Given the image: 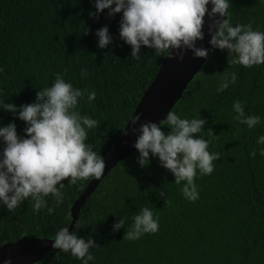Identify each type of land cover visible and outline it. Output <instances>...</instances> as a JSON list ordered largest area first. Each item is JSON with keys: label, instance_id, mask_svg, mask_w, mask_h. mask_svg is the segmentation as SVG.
Wrapping results in <instances>:
<instances>
[{"label": "trees", "instance_id": "1", "mask_svg": "<svg viewBox=\"0 0 264 264\" xmlns=\"http://www.w3.org/2000/svg\"><path fill=\"white\" fill-rule=\"evenodd\" d=\"M90 11L95 12L94 0H0V105L33 102L39 89L51 86L61 73L74 87L96 93L78 110L97 120L86 143L105 159L165 57L142 46L140 60L132 59L131 46L119 38L121 13L110 17L105 9L96 18ZM228 19L233 26L251 22L254 30L264 32V3L232 0ZM104 25L112 43L101 49L95 31ZM81 69L88 73L83 79ZM232 72L235 83L218 92L221 78ZM235 101L261 122L253 129L240 124L234 119ZM171 111L205 119L202 135L211 141L208 150L220 156L213 161V173L194 178L199 199L193 202L180 191L184 182L177 185L158 158L142 168L136 151L118 162L90 195L73 229L99 246L90 249L94 260L89 264H264V144L256 143L264 135V64L230 65L226 49H211ZM10 121L24 135L25 122L0 109V125ZM90 180L69 185L65 178L63 203L57 206L45 197L51 214L46 208L34 213L31 200L14 211L0 206V246L23 236L54 239L59 228L70 226L71 207ZM161 189L166 199L158 195ZM143 207L159 217V231L123 239ZM119 217L125 218V228L113 232ZM35 264L81 261L59 250Z\"/></svg>", "mask_w": 264, "mask_h": 264}, {"label": "clouds", "instance_id": "2", "mask_svg": "<svg viewBox=\"0 0 264 264\" xmlns=\"http://www.w3.org/2000/svg\"><path fill=\"white\" fill-rule=\"evenodd\" d=\"M231 3L232 0H94L95 12L90 11L89 16L98 18L105 9L110 17L121 13L119 38L131 46L129 57L139 61L142 46L160 57L174 54L183 60L190 50L193 57L207 59L210 49L196 45L197 40L204 39L207 15L211 21L209 44L212 49L227 50L228 64L245 68L264 64V32L254 30L251 22L233 26L227 18ZM84 33L87 34V29ZM95 36L101 49L112 43L107 25L97 29ZM87 75L81 69V78ZM235 81V72L226 74L217 91ZM95 97L94 91L74 87L61 73H56L51 86L39 89L33 102L0 105V109L10 111L26 125L24 135L17 134L14 121L0 125V206L14 211L25 200H31L34 213L46 208L51 214L54 209L48 206L45 197L51 196L57 206L63 203L65 178L69 185H74L102 176L105 160L86 143L89 130H94L98 122L78 110L81 102H92ZM232 108L234 119L248 129L261 122L258 115H246L240 101H235ZM138 121L139 114L130 120L132 131L138 132L133 147L138 152L139 166L145 168L151 158H158L160 165L173 174L177 185L184 182L180 189L183 197L193 202L199 199L194 178L198 174H212L213 161L220 158L219 153L208 150L211 141L202 135L205 119L201 116L188 119L168 111L159 124L148 121L139 123L137 128ZM162 125L169 130L163 131ZM209 135L213 132L209 131ZM256 143L264 144V135L258 136ZM260 155H264V149ZM158 195L166 199L162 189ZM132 219L123 239L134 241L159 231V217L148 207L141 208ZM121 227L125 228L124 217L112 225V231ZM51 241L53 248L70 253L81 264L93 261L90 249L99 247L92 238L85 240L75 231L70 232L69 226L59 228ZM3 264H11V259Z\"/></svg>", "mask_w": 264, "mask_h": 264}, {"label": "water", "instance_id": "3", "mask_svg": "<svg viewBox=\"0 0 264 264\" xmlns=\"http://www.w3.org/2000/svg\"><path fill=\"white\" fill-rule=\"evenodd\" d=\"M209 23L211 21L206 15L203 26L205 33L204 39L197 40L196 45L210 49L211 51L212 47L209 44L211 37L208 33ZM205 62V58L193 57L190 50L185 53L183 60H178L174 54L172 57H165L130 118L131 120L133 116L140 115V121L137 122L135 127L138 128L139 123L148 121L159 124L164 119L166 113L171 111L177 101L182 97L188 84L201 70ZM130 120L126 124L122 135L104 159L105 169L102 176L99 179L91 178L83 192L74 201L71 207L72 221L69 226L70 232L73 231L83 206L90 195L98 188L102 180L116 167L118 162L137 151L133 147V144L138 132L134 133L132 131L133 125H131ZM51 240L49 238L23 236L16 241L7 242L0 246V264H3L9 258L11 259V264H35L42 260L49 252L59 251V249L51 246Z\"/></svg>", "mask_w": 264, "mask_h": 264}]
</instances>
